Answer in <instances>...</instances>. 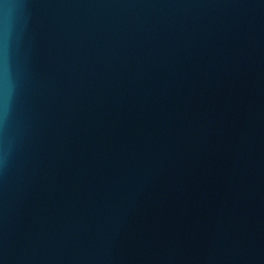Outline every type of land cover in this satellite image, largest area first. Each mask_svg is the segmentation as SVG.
I'll return each instance as SVG.
<instances>
[{"label": "water", "instance_id": "1", "mask_svg": "<svg viewBox=\"0 0 264 264\" xmlns=\"http://www.w3.org/2000/svg\"><path fill=\"white\" fill-rule=\"evenodd\" d=\"M0 264H264V0H0Z\"/></svg>", "mask_w": 264, "mask_h": 264}]
</instances>
